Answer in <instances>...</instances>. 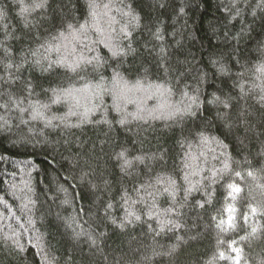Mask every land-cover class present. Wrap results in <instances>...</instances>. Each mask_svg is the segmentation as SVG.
Returning <instances> with one entry per match:
<instances>
[{
  "label": "trees",
  "instance_id": "1",
  "mask_svg": "<svg viewBox=\"0 0 264 264\" xmlns=\"http://www.w3.org/2000/svg\"><path fill=\"white\" fill-rule=\"evenodd\" d=\"M88 2L49 0L52 8L31 12L34 27L25 30L20 5L32 0H0V41L17 60L22 49L44 52L41 43L51 40L68 5L76 21L95 23L85 40L94 50L84 52L101 61L95 70L89 65L67 76L61 70L48 79L28 64L21 70V79H34L43 89H83L79 104L71 98L52 104L51 92L38 87L31 101L49 104L43 117L0 107V264H236L232 247L242 249L240 264H264V234L240 242L251 226L264 225V216L249 208L264 205V75L257 71L264 64V12L258 0H164L165 8L158 0H95V22ZM129 5L138 26L124 14ZM157 31L163 39L153 35ZM6 34L13 38L5 40ZM129 44L134 51L128 52ZM113 46L128 54L113 56ZM221 59L231 69L227 76L210 62ZM116 73L130 83L164 88L120 95ZM197 89L200 112L182 123L169 119ZM213 92L230 96V106L207 105ZM7 99L0 96V105ZM217 112L227 115L230 128ZM198 126L206 142L181 135L182 128L195 132ZM121 151L131 161L126 170L117 159ZM225 163L244 179L224 172ZM227 182L243 189L235 200L226 196ZM229 206L236 229L220 232L216 223L228 219ZM220 252L233 259H220Z\"/></svg>",
  "mask_w": 264,
  "mask_h": 264
},
{
  "label": "snow or ice",
  "instance_id": "2",
  "mask_svg": "<svg viewBox=\"0 0 264 264\" xmlns=\"http://www.w3.org/2000/svg\"><path fill=\"white\" fill-rule=\"evenodd\" d=\"M158 6L160 8H165L166 4L164 0H158ZM87 7L90 9L89 15L93 22L97 20V12L96 9L99 5L95 2V0H89ZM107 7V5H105ZM258 9L264 12V0H258L256 5ZM52 8V5L49 3V0H32L31 4H21L20 5V15L23 18L22 27L25 30H31L34 27L33 22L28 19V15L31 12L36 11L37 9L45 10ZM128 12L124 13L126 16H130L129 23L136 22L137 26L139 23V18L135 15L131 6H128ZM183 11V8L180 9ZM253 15L256 13L253 12ZM42 18H47V14L45 12H41ZM90 27H96L95 23L90 24L88 20H85L84 23H80L75 20L74 15L71 12V9L68 5H64L63 10L59 17L57 18V22L54 25L55 31L49 33L51 35V40L45 39L43 43H41V47L44 49V52L41 53L39 49L29 48L27 51L21 50L19 52V59L15 58V55L11 46L6 45L3 41H0V72H3V75H0V96H6L7 101L0 105L4 109H8L10 106L14 105L20 112H26L29 109L32 110V119L35 120L37 117H43L44 112L42 109L49 108V104L40 103L39 101H31L32 95L36 94V89L39 87L41 91L51 92V97L49 98L52 104H59L62 100H66L68 98L76 100V103L79 104V99H77V94L83 91V89H75L72 87H63L58 86L56 88L43 89V87L38 83V81L34 79H21V70L24 69L25 64H28L32 69H39L40 75L46 79L51 78L55 75H60L61 70L63 71V75L67 76L69 73H74L79 75L81 72H84L89 65L93 67V70L96 69L101 63L100 59L96 56L89 57L85 55L84 49L88 51H93L88 44H85V40L88 38V30ZM7 25H5V29ZM97 31H100L99 28H96ZM153 35L158 39H163L162 34L157 31L153 33ZM131 36L130 32H125V38ZM11 34H6L5 40L12 39ZM54 41H59V43H54ZM104 43V41H100ZM83 45V48L79 51L77 50V45ZM105 47H109V44L105 43ZM62 49L64 50L62 52ZM112 55L116 56L119 54L127 55V52H123L118 46H113ZM55 51L58 55L55 59H52L50 53ZM134 51L130 44L128 46V52ZM29 54L33 57V60H29ZM223 55V54H221ZM233 54H230V57ZM229 57V58H230ZM214 66H218V71L220 74L227 76L229 75L231 69L228 65L221 60H212L210 61ZM238 63V61H237ZM257 71L264 75V64L258 66ZM148 69H144V78L147 79ZM243 76V72L240 73ZM203 81L204 77L200 78ZM114 87L119 88V93L122 95L125 92H132L133 90H143L145 92H152L154 95L161 91L164 88V85L160 84H148L147 87L143 80H136L135 83H130L125 80L119 73H116L113 77ZM5 88L9 89L5 91ZM86 89H90L91 85L86 84ZM98 89H101V85H97ZM14 89V90H13ZM168 92H171V88L166 89ZM197 94L190 98V103L182 104V106L173 107V111L169 113V119H175L176 122L182 123L185 118L191 119L195 117L201 110V101L199 95V89L196 90ZM241 92H244L243 86H241ZM261 92L264 93V87H261ZM27 93V95H24ZM186 95V93H185ZM223 95V93H222ZM119 98V97H118ZM29 100V104L27 107H23L24 100ZM231 97L228 96L225 99H221V96L216 95L215 92L211 93V99L206 100L207 105H223L224 108H228L230 106ZM260 101L264 102V94L260 96ZM95 109H86L84 116L87 118L89 111H94ZM74 115L75 113H70ZM217 118L222 122L224 127L230 128L231 124L228 122L227 115L224 113L217 112ZM53 119H60L59 117H53ZM206 119V118H202ZM5 125L7 121H4ZM47 123L49 125L52 124V120H48ZM121 124L124 123V120L121 119ZM171 127V125H169ZM187 133L188 136H199L203 141H207V137L204 136L203 130L198 126L195 132L192 129H181V135H185ZM117 159L123 160L124 164L122 168L125 166H130L131 161L126 158V152L121 151L116 154ZM141 159V158H137ZM126 170V168H125ZM264 170V169H262ZM224 172L230 173V176L234 175L235 177L243 180L244 177L240 171H235L230 169L227 163L224 164ZM249 177L253 176L251 171L247 172ZM216 177L213 176V182H215ZM174 184V182H172ZM194 187V186H193ZM226 196L230 197L232 200H235L237 196H239L243 189L235 182H227L226 184ZM138 191V190H137ZM147 192V189L145 188ZM168 188H164V192H168ZM189 193L192 191V188L187 190ZM148 195H152V193H147ZM206 203H211L210 194L209 199ZM200 207H204L203 204L199 205ZM250 212L252 215H257L259 213L260 216H264V205H260L259 208L253 207L249 205ZM228 219L219 220L216 223V228L220 232H225L229 230H235V216L232 213L235 212V209L231 206L228 207ZM129 216L135 215L134 213H128ZM151 215V213H149ZM136 220H140L139 215H135ZM245 222L248 221L249 217L247 215L243 216ZM128 223H131V220H128ZM171 223V221H168ZM120 227H124L122 223ZM260 234H264V225H255L251 226V232H249L245 236L240 237V242L248 241L250 239L257 238ZM238 242L236 240L232 241V244L235 245ZM231 247V246H230ZM232 252L236 253L235 261L236 264H240L242 249L239 247H232ZM220 259L231 260L233 257L231 255L225 256L223 252L219 253Z\"/></svg>",
  "mask_w": 264,
  "mask_h": 264
}]
</instances>
